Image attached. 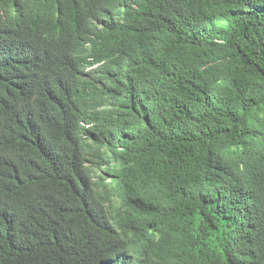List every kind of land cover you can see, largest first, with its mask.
<instances>
[{
  "label": "trees",
  "instance_id": "trees-1",
  "mask_svg": "<svg viewBox=\"0 0 264 264\" xmlns=\"http://www.w3.org/2000/svg\"><path fill=\"white\" fill-rule=\"evenodd\" d=\"M0 264H264V0H0Z\"/></svg>",
  "mask_w": 264,
  "mask_h": 264
},
{
  "label": "rangeland",
  "instance_id": "rangeland-1",
  "mask_svg": "<svg viewBox=\"0 0 264 264\" xmlns=\"http://www.w3.org/2000/svg\"><path fill=\"white\" fill-rule=\"evenodd\" d=\"M117 164L118 162L117 161H113V164L112 165H115ZM105 167H107V165H103V166H96V173L97 174H102V175H105L104 171H105ZM108 177V175H107ZM107 182L111 183V196L114 197V199H117V190H115V187H116V181L112 178V177H108L107 179Z\"/></svg>",
  "mask_w": 264,
  "mask_h": 264
},
{
  "label": "clouds",
  "instance_id": "clouds-1",
  "mask_svg": "<svg viewBox=\"0 0 264 264\" xmlns=\"http://www.w3.org/2000/svg\"><path fill=\"white\" fill-rule=\"evenodd\" d=\"M86 126H89V125H86Z\"/></svg>",
  "mask_w": 264,
  "mask_h": 264
}]
</instances>
